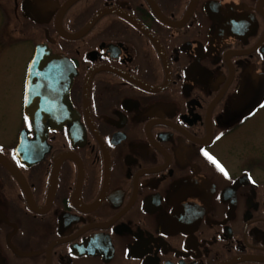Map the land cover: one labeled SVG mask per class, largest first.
I'll return each mask as SVG.
<instances>
[{
    "label": "flooded vegetation",
    "instance_id": "af4514ba",
    "mask_svg": "<svg viewBox=\"0 0 264 264\" xmlns=\"http://www.w3.org/2000/svg\"><path fill=\"white\" fill-rule=\"evenodd\" d=\"M12 123L0 264H264V0H0Z\"/></svg>",
    "mask_w": 264,
    "mask_h": 264
},
{
    "label": "rangeland",
    "instance_id": "374dc122",
    "mask_svg": "<svg viewBox=\"0 0 264 264\" xmlns=\"http://www.w3.org/2000/svg\"><path fill=\"white\" fill-rule=\"evenodd\" d=\"M11 66L13 68L17 67L16 66V63H11ZM1 122L4 124V121L3 120H1ZM7 126H8V124L6 125V133L5 134L0 133V139L1 140L5 139L6 136H7V134L10 133L11 131H13V129L15 128V123H12L11 126H8V127ZM16 127H18L17 121H16Z\"/></svg>",
    "mask_w": 264,
    "mask_h": 264
},
{
    "label": "water",
    "instance_id": "95a60500",
    "mask_svg": "<svg viewBox=\"0 0 264 264\" xmlns=\"http://www.w3.org/2000/svg\"><path fill=\"white\" fill-rule=\"evenodd\" d=\"M26 91H27V94H26V95H27V97H28V94H29L30 89H27ZM26 100H27V99H26Z\"/></svg>",
    "mask_w": 264,
    "mask_h": 264
},
{
    "label": "snow or ice",
    "instance_id": "6c2138e0",
    "mask_svg": "<svg viewBox=\"0 0 264 264\" xmlns=\"http://www.w3.org/2000/svg\"><path fill=\"white\" fill-rule=\"evenodd\" d=\"M205 155H207V154H205ZM217 167H219V165H217ZM220 170H221V171H223V169H222V168H220ZM225 175H226V173H225Z\"/></svg>",
    "mask_w": 264,
    "mask_h": 264
}]
</instances>
